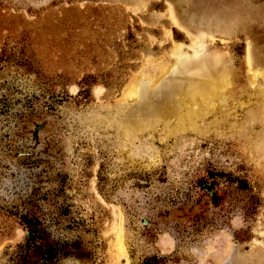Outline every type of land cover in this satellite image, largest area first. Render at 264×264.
<instances>
[{
	"label": "rangeland",
	"instance_id": "obj_1",
	"mask_svg": "<svg viewBox=\"0 0 264 264\" xmlns=\"http://www.w3.org/2000/svg\"><path fill=\"white\" fill-rule=\"evenodd\" d=\"M259 53L264 0H0V264H264Z\"/></svg>",
	"mask_w": 264,
	"mask_h": 264
},
{
	"label": "bare ground",
	"instance_id": "obj_2",
	"mask_svg": "<svg viewBox=\"0 0 264 264\" xmlns=\"http://www.w3.org/2000/svg\"><path fill=\"white\" fill-rule=\"evenodd\" d=\"M197 38V37H196ZM195 40V39H194ZM192 41V40H191ZM194 42V41H193ZM198 45V43H196ZM189 45V44H188ZM192 46V45H191ZM195 46V45H194ZM207 46V45H206ZM202 47L201 44H199V46H196V48L194 49V52H197L196 50L198 48ZM204 48V47H202ZM206 49V48H205ZM209 49V48H207ZM177 50V49H175ZM174 50V52H175ZM188 51V50H187ZM191 51V50H190ZM206 51V50H205ZM204 51V52H205ZM209 51V50H208ZM173 52V53H174ZM202 52V53H204ZM172 53V52H171ZM187 53V52H186ZM192 53V52H191ZM200 53V51H199ZM220 52H214L210 55V63L208 65H206L205 67L206 68H210L214 67L213 70H209V71H202V72H199L198 69H193L192 67H190L191 69H183L181 72H182V75L179 76V80L175 81L174 79L173 80H170L169 79L167 80L168 78V74H169V70L172 68V67H167L166 68V72H163L162 70L164 69V67L161 65V66H158L156 67V72L155 74H153V76H157V75H160L158 79H154L153 80V76H148L147 75L145 76L146 78H141L139 79V84L140 86H136L133 88L132 86V90L133 91H129L131 94L135 95L137 94L136 96L140 95L142 96V99L136 104V107L135 109H137V113H140L142 112L145 108H148L149 106H151L152 104H159L161 102H163L166 98V96L170 94H175V93H179L180 94V101L182 102V106H185V105H189V104H194L198 98H202L204 100H214V99H217L218 96H219V90H216V86H218V84H221L223 85V78L225 77L224 75H226V71H224V68L219 64L220 61H222L223 59L226 58V55L225 54H219ZM182 54V53H181ZM185 54V52H184ZM201 54V53H200ZM199 54V55H200ZM194 57L197 56V54L193 53L192 54ZM260 57L261 59L264 60V55L260 54ZM191 58H193L192 56H189ZM149 58V57H148ZM157 59V58H156ZM194 59V58H193ZM176 60V59H175ZM179 60V59H178ZM178 60H176L174 63H172L171 66H175V65H178ZM155 61V60H154ZM247 61V60H246ZM249 63V62H248ZM159 65V64H158ZM166 65V64H165ZM248 65V64H246ZM200 67V64L197 65V68ZM248 68V67H247ZM154 69V70H155ZM142 70V69H141ZM249 70V69H248ZM253 73V72H252ZM254 74V73H253ZM261 76V75H260ZM135 77H137L135 75ZM143 77V75H142ZM140 78V77H139ZM160 78H163L162 80V84H165L167 83L166 85H169L171 86L169 90H165L164 93L159 91V90H156L154 91L155 89H153L157 84H158V81ZM138 79V78H137ZM137 82V81H136ZM149 83V86L147 89H141V84L142 83ZM253 84V83H252ZM251 86V85H249ZM215 91V92H214ZM222 91V90H221ZM224 92V91H223ZM130 96V95H129ZM134 97V96H133ZM128 98V97H127ZM135 99V97L133 98ZM262 99V97H261ZM135 101V100H134ZM204 102V101H203ZM211 105V104H210ZM212 106V105H211ZM196 107V106H195ZM183 108V107H182ZM182 108H179L177 110H174L173 113H177V114H181L182 112ZM158 109V108H157ZM113 116V114H112ZM140 117H136V123H140ZM259 140V139H258ZM264 142V141H263ZM262 142V143H263ZM257 143V142H256ZM260 143V142H259ZM251 144V143H250ZM261 144V143H260ZM256 145V144H255ZM257 146V145H256ZM258 149V147H257ZM263 151V150H262ZM258 155V154H257ZM261 155V154H260ZM261 158V157H260ZM262 165V164H261Z\"/></svg>",
	"mask_w": 264,
	"mask_h": 264
}]
</instances>
